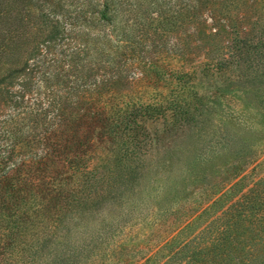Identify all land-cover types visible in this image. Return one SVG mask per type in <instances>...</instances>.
<instances>
[{"label":"trees","instance_id":"1","mask_svg":"<svg viewBox=\"0 0 264 264\" xmlns=\"http://www.w3.org/2000/svg\"><path fill=\"white\" fill-rule=\"evenodd\" d=\"M95 23L109 25L110 35L89 37L84 28ZM176 34L210 43L225 37L228 44L216 47L207 61L183 68L181 63L177 73L167 75L187 80L197 73L214 75L220 83H212L210 105L219 108L222 98L242 105L243 93L260 116L264 0H0V138L10 143L0 161V264H135L142 245L123 242L119 235L130 221L154 227L155 237L143 240L145 245L172 233L146 257L139 256L137 264H264V176L243 175L212 199L218 182L203 180L198 193L187 197L188 187L196 186L184 179L189 162L150 155L155 133L139 140L143 118L160 115L166 127L195 126L193 111L207 103L183 102L184 108L172 103L165 115L152 111L148 99L140 103L128 82L127 88L111 83L123 77L122 65L138 44L136 50L143 53ZM57 35L74 50L59 52L62 59H45L38 45L47 47ZM244 37H255L262 46L245 51ZM80 52L91 65L74 64ZM166 52L188 61L180 44L171 42ZM35 55L40 59L29 63ZM65 60L73 63L60 69ZM156 60L146 70L155 72ZM101 63L111 69L109 75L94 71L93 65ZM181 88L191 92L194 85ZM230 106L211 134L222 148L228 141L225 127L240 126L245 119L235 117ZM83 116L90 120L86 129H80ZM135 127L134 139L111 153L110 144L117 145L123 132ZM198 155L191 163L209 161ZM173 167L181 175L169 179ZM158 169L159 177H152ZM243 180L247 185L241 189Z\"/></svg>","mask_w":264,"mask_h":264},{"label":"rangeland","instance_id":"2","mask_svg":"<svg viewBox=\"0 0 264 264\" xmlns=\"http://www.w3.org/2000/svg\"><path fill=\"white\" fill-rule=\"evenodd\" d=\"M151 1L160 3L162 0ZM210 23V20L204 16V24L206 25V28L210 27ZM200 25L202 26L200 27ZM197 27L201 29L203 28V24H199ZM87 29L89 30V37H100L105 32L106 34L110 35L111 32L109 25L107 24L101 27V24L95 23L92 26L84 28V30ZM58 36L59 35L56 36V39L51 40L47 47H43L40 44V46L38 45V47H40L44 52V55L46 56L45 59L50 58L51 55L60 57L62 59V57L59 55V52L64 50L66 55L71 50H74L71 48V43L66 45V41H58ZM241 39L244 42L241 48L245 51L247 50L254 52L259 50L260 46H262L259 39L255 37H244ZM220 40V42L214 41L213 43H210L209 41L183 40L182 36L176 34L165 44H159V47L157 48L150 44L147 51L143 53L136 50L139 47L138 44L133 50L135 53L129 59H126L127 64L125 66L122 65L123 69L121 73L123 77H121L118 81L111 82L116 83V86H120L122 88H127L128 84L131 85L133 87V91H136L135 95L139 96L140 103H144V101H146L145 99H148L149 102H146L152 109H157L158 113L163 112L165 115H168L170 111L169 108H171L172 103H177L181 105L182 108H184L183 102H193L194 100L196 102L195 106L199 105V101L200 103L208 104V106L206 104V107H197V109L193 111L194 119H196L194 123L197 124L195 126L193 123H189L190 125L188 124L186 126H184V124H180L177 128H172L171 125L166 127V124L162 122L160 115L156 116V118H143V125H141L145 132L139 137L140 141H147V139H149L152 134H157V138L155 137L156 140L154 141L155 148H152L151 145L148 148V150H150V155L156 154V157H160V159L170 156L173 159H178L185 163L189 162L187 167L190 166V169L188 170L187 174L183 176L186 184L189 185L194 183L196 186L189 188L191 187L190 185L188 187L189 192L187 197H189L190 194L195 195L198 193V187L203 185V180L204 184L218 182L216 188L213 189L210 198L212 199L218 195V189H227L233 183V181L243 175H249L252 178L259 175L264 176V109L259 108L257 111L260 112V116L256 117L257 113L249 107L250 100L246 96L244 97L243 93H239V98L242 100V105H238L237 102H232V100L227 101V99L222 98V105L220 103L217 105L219 108H216L215 105H210L214 104L215 98L213 92H211L210 89L213 86L212 83H220V79H218V77H215L214 75L197 73L195 78L187 80V78L184 79L185 77L183 79H179L174 75L170 76L166 74V72L170 73L173 71L177 73L178 69L181 67V63H183V68L186 65L193 66L197 63L207 61L209 57H214L215 53H217L215 50L216 47L221 49V44H228L227 38L221 37ZM71 41L74 42L79 40L78 38H73ZM171 42L181 45V49L186 53L185 56L187 57L188 61H181V58L177 53L170 55L166 52V45L168 46L171 44ZM145 43L147 44L149 41L145 40ZM217 43L220 44L217 45ZM74 45L77 46V42H75ZM79 47L82 48L80 43ZM81 52V60L74 63L75 65L84 64L85 62L87 63V58L83 57ZM155 58H157V60L153 67L156 68V71L155 69V72L146 70L147 65ZM36 59H40V56H32L28 62L30 63L32 61H36ZM70 63L73 62L67 60L62 61V63H60V66L62 65V67L60 69L68 68ZM88 65H91V63ZM93 67L94 71L96 70L100 74L104 73L109 75L111 72V69H109L105 63L97 65L94 64ZM200 67L201 65H198L197 69ZM149 68H152V66ZM60 74L63 75V72ZM144 76L147 78L148 82H146ZM67 77L68 75L64 76L63 79L67 81ZM140 77L143 82L139 80ZM190 83L192 86L194 85V88L191 90V92L181 88V85H187ZM221 83L224 82L221 80ZM225 90H228L227 92L229 95L231 93L233 94L231 89L228 88ZM235 95L236 94L234 93V96ZM250 99L254 102L253 106L259 107L257 104L258 102L256 103L255 101V96H250ZM230 104H232L233 110L237 111L233 112L234 116L239 119L242 116L245 119H243L244 121H241L240 126L227 125L225 127L228 133V137H226L228 138V141L227 145L225 144L226 146L222 148L219 146V142L214 141L212 136L215 134L214 130L217 128V120L223 118V114H227L229 111L231 112ZM86 109H88V107ZM154 109L152 111H154ZM88 118V116H83L82 119L85 121V124L81 126L80 129L87 128L90 121ZM187 127L188 129L197 127V132L187 130ZM137 132L138 127H135L133 131L123 132L124 136L121 137V141H119L117 145L110 144V146H113V150L111 148L110 152L116 153L120 151V149L125 148L129 144V141L134 139L135 133ZM212 133L213 135H211ZM9 145L10 143L6 138H0V161L4 160V155L9 149ZM49 145L54 147L55 143L50 142ZM195 154H199L198 157L205 154L206 157H209V161L199 162V165L196 166L195 162L191 163L190 161L191 157H193ZM232 161V167L224 168V165ZM119 168L124 169V166L121 165ZM171 170L172 171L168 175L169 179H173L174 176L178 178L179 175H181L178 168L175 169L173 167ZM160 174V169L154 173H150V175H153L152 177H159ZM242 183L243 185L241 186V189H244L247 185V182L243 180ZM153 228L154 227L149 229V227L145 225L130 221L119 234L120 237H124L123 242L127 241V239H130L131 241H136V247L142 245V249L138 252V254L136 253L137 255H134L133 260H136L135 264L141 262L143 257H146L156 249L157 244L160 243V241H163L172 234L169 233L168 235L161 238L162 240H159L158 238L159 241L157 240L155 245H152L151 243L145 245V243H143L144 241L153 239V237H155L151 236V231ZM141 255L143 256L142 258L139 257Z\"/></svg>","mask_w":264,"mask_h":264}]
</instances>
